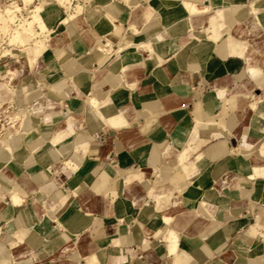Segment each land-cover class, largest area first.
Here are the masks:
<instances>
[{
  "label": "crops",
  "instance_id": "1",
  "mask_svg": "<svg viewBox=\"0 0 264 264\" xmlns=\"http://www.w3.org/2000/svg\"><path fill=\"white\" fill-rule=\"evenodd\" d=\"M76 1L86 22L72 23L80 41L55 40L67 65L57 62L48 81L49 57L33 68L46 80L36 107L51 113L27 120L23 161L12 154L0 158V198L11 191L24 197L19 206L0 202V264H89L83 256L93 252L99 264H264V236L249 235L252 222L264 234V29L252 18L256 13L264 20V0H231L232 24L214 31L201 27L209 25L213 11L198 14L194 28L204 33L198 41L189 28L187 36L159 28L156 10L152 23L142 27L155 28V53L142 46L146 34L129 52L117 55L114 45L115 53L101 58L94 51L100 30L89 19L90 11L98 17L101 4ZM134 1L143 0H120ZM112 22L116 27L101 32L116 42L128 27L126 21L118 25L119 16ZM35 73L16 71L14 95L34 87ZM58 73L63 76L52 81L53 89L46 87ZM91 89L105 94L96 109L85 100ZM22 93L25 104L29 94ZM7 94L0 89V97ZM69 124L68 133L51 139ZM42 134L50 138L35 157L29 149L41 145ZM181 153L186 167L178 163ZM18 173L19 185L11 181ZM174 186H182L181 204L159 214L170 215L188 242L170 254L162 238L166 225L151 213L167 207L154 195ZM149 198L153 208L146 213ZM184 199L193 201L200 218L195 213L188 221ZM69 208L74 216L58 228L57 218Z\"/></svg>",
  "mask_w": 264,
  "mask_h": 264
},
{
  "label": "bare ground",
  "instance_id": "2",
  "mask_svg": "<svg viewBox=\"0 0 264 264\" xmlns=\"http://www.w3.org/2000/svg\"><path fill=\"white\" fill-rule=\"evenodd\" d=\"M24 1L25 2H30L31 0H24ZM41 1L44 2L45 4H47V3H50L51 0H41ZM64 1H66V0H59L60 4H63ZM41 3H40L39 6L35 5L31 9L30 12H32L33 16L32 15L31 16L33 18H32L31 21H27L25 23V26L29 25L30 28H31V24L35 23L36 31H34V29L33 30L31 29V31H28L29 33H27V34H26L27 31H24L25 33L22 32V31H17L16 34H13V35L11 34V38H10V42H12V43L13 42H21L23 44H27L31 40H32V43L34 41V43L36 45V47H35L36 50L33 48V52L35 50V53H34L35 55L32 53L34 56H36V54L38 53V50L42 49V47L44 46L42 44H45V41L47 40L44 36L42 37V33L46 32L45 30L48 28V25H47V23L45 22V20L43 19L42 16H38L37 15L40 12L42 13V11L44 10V5H41ZM133 4L136 7H140V12H141V15H142V18H143L142 20H140L141 17L139 18V21H141L140 26L142 25V21L145 22V23L146 22L152 23V21L155 18L154 17V12H153L155 10H153V9H160V10L164 9V10L168 11V10H172L175 7L174 5L181 4L182 7L188 11L189 15H188L187 18H190L191 20H192V18L194 16H196L198 14H201V13L205 14L206 12L213 11V15H212V17L209 20V25L203 26L202 30L209 29L210 31H214L216 29V27L218 25H220L221 23H228L229 25L232 24L231 21H230L231 20L230 16H231V11H232L233 4H235V3H232L231 0H210L209 4H204V5L201 4V5H196L195 6L193 0H147V1L143 0V1H134ZM14 7L15 8L12 9L13 11L20 9V7L18 5H14ZM101 7H102L101 9L103 11L101 10L100 14L102 12H104V11H107V10L109 11V9H114V8H118V9L122 10L123 5L119 2V0H105L102 3ZM7 10L10 12L11 9L7 8ZM78 10H80V9H78ZM78 10H76L77 12L75 11L74 13L70 14V16L62 18L61 21H60V23L62 25H64L65 29L66 30L68 29L67 31H68V34H69V41L71 43H76V42H78L80 40L79 34L77 33L78 31H76L73 28L72 23H78V24L80 23L81 25H84L86 23L85 20L82 17V12H81L82 10H80V11H78ZM109 12H111V11H109ZM9 14H11V13H9ZM102 16H106V20L105 21H107V17H108L107 14L105 13V15H102ZM99 17H100V15H99ZM252 18H253L255 24L261 25L262 27H264V20L261 19L260 17H258V15L256 13H254V16H252ZM14 19L15 18H13V16L8 15V17L6 19L7 20V24H6V30L5 31L9 30V28L12 25V23L14 22L13 21ZM89 19L91 21L93 20L92 17H90ZM101 19L102 18H100L99 20H101ZM96 20H95V22H96ZM178 21L179 20H176L174 17H171L170 14H164V15H161V19H160L159 24L162 26V28L168 29L169 33H171L173 35H175L177 33L187 32V29L184 28V27H183L184 28L183 30H182V28L180 29L182 31H178V29H176L174 27ZM101 23H103V24H101V26H99L100 24L99 25L97 24V26H99L98 29L100 30V33L98 34L99 38L96 41V47H95V50H94L95 52L98 51V53L100 55L102 54V52L104 50H106V47H108L109 45L113 44L112 42H114V40L109 35H106L105 33L101 32L104 29H106L107 25L112 27V23L109 21V23L107 24V23H104V21L102 22V20H101ZM238 23H242V22H238ZM4 26H5V24H4ZM194 27H195L194 25H192L190 27L191 28V32L190 33L193 35V39L198 41V40L201 39V37H202V35H204V33L202 34L200 31H198V29L196 30ZM26 28H28V27H26ZM139 29L140 28H138V27H132L131 28V30L134 31V32H138ZM248 29H249V27H248ZM15 30H16V28H15ZM153 35L154 34L150 35L149 37H147L146 39H144L141 42L142 46L144 48H147L149 50L148 52H150V54L155 53L154 52V45H153V41H154L153 40L154 39ZM33 44H31V45H33ZM155 44H156V42H155ZM25 46L28 48L27 45H25ZM132 46H133L132 43H125L124 45H120L118 47V54L120 52H123V51L124 52L129 51ZM44 48H46V47H44ZM30 49H32V48H30ZM21 50H23V49H21ZM27 50L29 51V48ZM28 51L25 50V52H28ZM41 51L42 50H40V52ZM26 55H28V53ZM60 59L63 60L62 57L59 58L60 62H61ZM25 60H28L27 57H26ZM28 62H29V60H28ZM27 67L30 69V62H29V64L27 63ZM250 72L253 74L255 72H258V70H256L254 68V69H250ZM49 73H51V72H49ZM58 76H60V75H58ZM59 78L60 77L56 78V80L59 79ZM52 81L53 80L51 79V82ZM40 86H42V83L37 78L35 80L34 88H32V89H35V88L40 87ZM223 91L224 90L222 88H218L217 96H221ZM85 96H86L85 97L86 102L88 104H90L91 106H93L92 108H94V109H96L102 102L105 101V94L101 90L91 89V91L90 92L88 91V94L85 95ZM13 105H15V106H13ZM251 106H252L253 109L255 108V104H251ZM14 107H17L16 104L14 102H12L10 104L9 101H4L1 104V106H0V123H1L0 124V133L2 132L4 126H8L9 129H10V127H13V126H15V124H17V129L13 133L10 134L8 132L9 131V129H8L7 134L5 133L3 136L1 135L0 138H1V143H3L4 150L7 153L12 154L13 157H15L17 160L23 161L24 158H20V156H19V152L21 150V147L22 146H26L27 148H29L27 146V143L25 142V138H24L25 134H26V131H27L26 130V124H25L26 119L29 118L30 116L31 117L35 116V117H40L41 118V115L36 113V111L34 109H32V107L29 104V102L26 101L25 105L20 110H15L16 113H14L13 115H11L9 117V114L14 111V109H15ZM18 107H20V105ZM200 124H201V122L197 121V125L199 126ZM71 126L72 125L69 124L68 129H64V128L57 129L55 131V133L52 134L53 137L51 139H53V140L54 139H58L60 136L65 135L67 132L70 131ZM221 126L223 127V125H221ZM196 132H197L198 135L201 134L200 128L197 129ZM49 138H50V136L42 134V137L40 138L42 140L41 145L38 148H36V149L35 148H30L29 149L30 153H32L35 157H37L39 154H41V151L43 150V148L46 145V142H47V140ZM62 151L63 150L60 151V154L62 153ZM186 158H187L186 154L185 153H181L179 155V157H178V163L181 164V165H184V167H186L185 166V165H187L186 162H185ZM64 163H65V160H64ZM8 164L12 165V163L10 161H8L7 165ZM66 164H67V166L75 168V166L73 165L71 160H67ZM191 166H192L193 172H197L198 171L199 167H198L197 164L196 165L192 164ZM142 183H143L142 184L143 187H147L148 186V181H143ZM192 184H193V182H192ZM150 185H151V183H150ZM181 187L182 186H174V187L169 188L168 190H166L164 193H159L157 195H154V196L157 197L156 201L159 202V204L160 203H164L167 206L166 208H161L160 210L168 209L170 206H173V207L174 206H179L181 204L182 199H179V197H177L179 195V193L181 192ZM7 199H9V204L13 205V206H19L24 201V197L19 195L16 191H11L9 193V198L2 197L1 202L5 203ZM55 200H56V198H54V201ZM150 201H151L150 198L147 199L146 200V204H145V206L143 208V210L146 213L149 212V210H152V208H153L152 205L149 204ZM183 202L187 205L186 206L187 210L185 211V216L188 219V221L192 220V215L195 214V213H196L195 215H197V217H199V218L201 217L200 213H198L196 210H194L193 201L192 200H186L185 201V199H184ZM40 204H42V203H40ZM117 204H119V203H117ZM0 206H2V204ZM120 207H122V206H120ZM160 210L159 209H155V212L152 211L151 214H153V213H158L159 214ZM130 211L133 214L134 212H136V209L130 208ZM74 214H75V209H73V208H69L66 211H64L63 215L60 218H57V222H58L57 227L58 228H64V224H63L64 223V218L65 217L71 218L72 216H74ZM159 216L162 217L163 224L166 225V228L164 229L162 238L166 242V245L168 247L169 253L170 254H175V252L177 251L178 247H184L187 244V242H188L187 240L188 239H186L184 236H182L180 231L177 230L171 224L172 217L170 215H167V214L164 213L162 216L159 214ZM127 219H129V218L127 217ZM249 232H250V234H249L250 236H256V235L262 236V237L264 236L263 231L260 228L257 227V223L256 222L250 223ZM83 258L85 259L84 261H86L89 264H99L100 263L98 253H96V252H93V253L85 256V257L83 256ZM79 264H85V263L82 262V263H79Z\"/></svg>",
  "mask_w": 264,
  "mask_h": 264
},
{
  "label": "rangeland",
  "instance_id": "3",
  "mask_svg": "<svg viewBox=\"0 0 264 264\" xmlns=\"http://www.w3.org/2000/svg\"><path fill=\"white\" fill-rule=\"evenodd\" d=\"M104 1L105 0H99L101 5ZM144 1H147V0H144ZM193 1H194L195 6H196V5L203 4L205 0H193ZM209 1L206 4H209ZM41 2H42L41 0H31L30 2H25L24 0H0V19H1L0 20V89H5L8 91V94L5 97H0V106L4 101H9V100H10L9 101L10 104L12 102H14L17 106V107H14L15 109L13 112H11V113L9 112L10 113L9 117L11 115H13L14 113H16L15 110H20L23 107V105H25V104H23L24 98L21 97V96H23L22 95L23 91L25 92V95L29 94L28 98H25V100L29 102L32 109H34L36 111V113L41 115L42 118L45 115L50 114L51 112H47L45 109V106L42 107L41 109L36 107V105H39L38 103H41L40 101H42L41 99H38V95H39L38 93L42 91L44 84H46V80H41L43 76L42 75L39 76L38 74H36L35 70H33V68L35 67V65H36V63L40 57H49L48 67H50L49 69H51V70H45L44 71L47 74L46 77H47V81H48L49 78L54 76L56 74V71H58L57 70L58 69V67H57L58 63L60 64V66H65L68 63L66 58H65L66 54L64 53L63 49L60 46L55 44V40L58 39L56 37H59V36L65 38V41L69 40V34L67 31L68 29L66 30L64 25H62L60 23V21L62 18L70 16V14L74 13L76 10H78V9L82 10V4L76 0H66V1H64L63 4H60L59 0H51L50 3H47V4H45L44 2H42V3ZM119 2H120V0H119ZM40 3H41V5H44V10L42 11V13L40 12V13H38V14L36 13V14L38 16H42L48 25V28L45 30L46 32L42 33V37L44 36L47 40L45 41V44H42L44 46L43 47L41 46L42 49H40V50H42V51L40 52V50H38V53L36 54V56H34L35 55L34 53L36 50V48H35L36 45H35L34 41H33L34 44L32 43V40L30 42H28L27 44H23L21 42H13L12 43V42H10V38H11V34L12 35L16 34L17 31H22V32L27 31L26 34L29 33L28 31H31V29L32 30L34 29V31H36L35 23L31 24V28L29 27V25L25 26V23L27 21L32 20L33 15H32V12H30V11L35 5L39 6ZM120 3L123 5L124 9L122 8V10H121L118 8H114V9H109V11H111V12H109L108 10L104 11L108 16L107 21H105L106 16H102V15H105L104 12L99 14L100 17L98 15V17L95 18L94 15L92 14V11H90L91 16H89V18L90 17L93 18L92 21L95 25L100 24L99 26H101V24H103V23H101V20H102V22L104 21V23H107V24L110 21L112 23V26L116 27L117 23L112 22V19L116 16H119L118 25H120V23L122 21H126V25L128 27V30L124 34V37L120 40H117L116 42H112L113 44L106 47V50H104L102 52V54L100 55L99 58H101V56L106 55V53H107L106 51H108V53L109 52L115 53L112 51L113 46L115 45L116 47H119L120 45H122L121 42H123V41L125 43H134V42L138 41L139 39H144V35H146V34L150 36V35L156 33L155 28H153V29L148 28V31H150V32H146L147 30H142V27H144L143 25L145 24V22L142 21V25L140 26L141 21H139V18L141 17L140 20L143 19L141 12H140V7H136L133 4V2L129 5L124 4L122 2H120ZM14 5H18L20 7V9L13 11L12 9L15 8ZM174 6L175 7L172 10H168V11H166L164 9H161V10L160 9H153V10H155V11L157 10V12H159L161 15L170 14L171 17H174L176 20H179L174 27L184 26V28H189V30H190L191 29L190 27L192 25L196 26V25H198L197 21H201V20L196 19L197 15L194 16L192 18V20L190 18H187L189 15L188 11L186 9H184L181 4H179V5L176 4ZM7 8L11 9L12 11L10 10V12H9L7 10ZM80 10H78V11H80ZM155 11H153V12L155 13ZM9 13H11V14H9ZM8 15L13 16V18H15V19L13 20L14 22L12 21L13 23H12L11 27L9 28V30L5 31L6 30V24H7L6 19H7ZM252 16H254V13ZM98 18L99 19L102 18V19L99 20ZM95 20H96V22H95ZM4 24H5V26H4ZM223 24L224 23H221V25H223ZM146 25H148V24H146ZM99 26H97V28ZM257 26H259L261 29H264V27H262L261 25H257ZM26 27H28V28H26ZM132 27L140 28V34H137L136 37L134 35L137 32L132 31L131 30ZM201 27L203 28V25ZM15 28H16V30H15ZM159 28L164 29V30L166 29V28H162V26L160 24H159ZM58 34H60V35H58ZM184 36H187L186 32L184 33ZM52 42H53V44H52ZM77 43H73V44L76 45ZM31 44H33V45H31ZM25 45L28 46L29 51L27 50L28 48ZM44 47H46V48H44ZM30 48H32V49H30ZM33 48L35 49L34 52H33ZM48 48H50V52L46 56H43L42 53ZM21 49H23V50L25 49L28 52H25V50L23 51ZM131 49H133V46L130 48V50ZM129 51H127V52H129ZM27 53H28V55H26ZM121 53L122 52H120L119 54L117 53V55H120ZM26 57L30 62V71H32L38 77H40V79L38 77H36V79L38 78L40 80V82L42 83V86L37 87L35 89H32L29 86H24L20 96H16V95H14L15 89L11 83V80L14 77V75L16 74L17 70L25 72L27 69H29L27 67V63L29 64V62H28V60H25ZM61 57L63 58V60L60 59L61 60V62H60L59 58H61ZM49 72H51V73H49ZM58 75H60V76H58ZM61 76H63V74L58 73L52 80H55L56 78L61 77ZM35 80L33 82L34 84H35ZM49 83L47 84L46 87L53 89V86L55 85V83H52L51 80ZM26 101H25V103H26ZM19 105H20V107H18ZM13 106H15V105H13ZM91 107H93V106H91ZM96 113H97V111H96ZM28 119L29 118L26 119L25 124L27 123ZM69 121L72 123V120H68L66 122H69ZM8 129H9L8 126H4L2 132L0 133V136L1 135L3 136L5 133L7 134ZM16 129H17V124H15V126H13V127H10L8 132L11 134ZM0 144L3 147V143H1V138H0ZM0 149H1L0 150V158L1 159L7 158L10 155L9 153H7L4 150V148L2 149L1 146H0ZM23 152H24V149H21L19 152V156ZM7 166L12 167L13 164L12 165L8 164ZM20 174L21 173L13 175V177L11 178L12 183L16 182L19 185V182L17 181V177L19 178V176H21ZM158 175L161 176V174H159V173H158ZM1 200H2V197L0 198V202H1ZM156 203H159V202L156 201ZM157 209L160 210L161 208H157ZM2 242H3V238L2 239L0 238V244ZM0 246H2V245H0Z\"/></svg>",
  "mask_w": 264,
  "mask_h": 264
},
{
  "label": "built area",
  "instance_id": "4",
  "mask_svg": "<svg viewBox=\"0 0 264 264\" xmlns=\"http://www.w3.org/2000/svg\"><path fill=\"white\" fill-rule=\"evenodd\" d=\"M1 124V123H0Z\"/></svg>",
  "mask_w": 264,
  "mask_h": 264
}]
</instances>
